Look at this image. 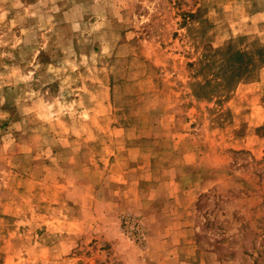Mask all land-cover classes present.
Wrapping results in <instances>:
<instances>
[{
  "label": "rangeland",
  "instance_id": "obj_1",
  "mask_svg": "<svg viewBox=\"0 0 264 264\" xmlns=\"http://www.w3.org/2000/svg\"><path fill=\"white\" fill-rule=\"evenodd\" d=\"M0 264H264V0H0Z\"/></svg>",
  "mask_w": 264,
  "mask_h": 264
},
{
  "label": "crops",
  "instance_id": "obj_2",
  "mask_svg": "<svg viewBox=\"0 0 264 264\" xmlns=\"http://www.w3.org/2000/svg\"><path fill=\"white\" fill-rule=\"evenodd\" d=\"M165 236H171L168 232H166L165 233V235H164V237ZM168 240H166L165 238H164V241H163V243H166ZM168 243L170 244L171 242L170 241H168Z\"/></svg>",
  "mask_w": 264,
  "mask_h": 264
}]
</instances>
